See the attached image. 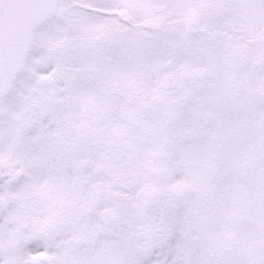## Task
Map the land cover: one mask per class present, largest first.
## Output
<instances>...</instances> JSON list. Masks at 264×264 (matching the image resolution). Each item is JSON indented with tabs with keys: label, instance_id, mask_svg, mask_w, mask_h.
<instances>
[{
	"label": "snow or ice",
	"instance_id": "snow-or-ice-1",
	"mask_svg": "<svg viewBox=\"0 0 264 264\" xmlns=\"http://www.w3.org/2000/svg\"><path fill=\"white\" fill-rule=\"evenodd\" d=\"M0 264H264V0H0Z\"/></svg>",
	"mask_w": 264,
	"mask_h": 264
}]
</instances>
